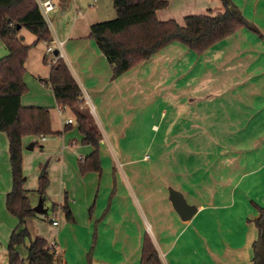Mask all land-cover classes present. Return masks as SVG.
Masks as SVG:
<instances>
[{
  "label": "crops",
  "instance_id": "0c3cea01",
  "mask_svg": "<svg viewBox=\"0 0 264 264\" xmlns=\"http://www.w3.org/2000/svg\"><path fill=\"white\" fill-rule=\"evenodd\" d=\"M51 1L49 27L53 41H62L59 57L82 90L79 107H90L102 135L101 172L79 170V159L93 147L82 141L73 112L56 103L46 84L47 42L39 41L24 62L23 81L34 92L30 101L24 102L22 95L21 104L46 107L53 132L22 138L24 188L33 207L39 198L35 180L46 170L44 214L66 200L74 220L62 219L59 209L58 225L36 213L21 228L32 239L41 237L54 247L56 264H88L89 253L90 264H141L146 226L162 264H252V244L258 237L254 220L259 216L253 204L264 207V37L242 27L199 54L173 41L112 79L109 62L89 36L90 25L103 21L102 15H110L111 9L96 10L98 0L84 11L80 0ZM231 1L248 18L259 22L264 18V0ZM192 4L184 2L185 13L200 6ZM163 10L156 11L158 19L172 17ZM52 19L57 25L62 22L64 37ZM19 34L25 44L35 39H27L22 28ZM7 53L0 40V57ZM156 102L181 120L176 132L182 137L180 148H191L195 160L177 163L174 182L165 179L151 195V182L146 180L150 165L138 166L129 154L133 148L125 144L132 141L134 104L145 110ZM167 113L168 109L161 111L164 117ZM113 173L115 193L104 213ZM11 184L8 138L0 131V264H8L7 240L19 222L5 205ZM130 184L138 191L139 202ZM170 189L197 206L190 219H181L174 210Z\"/></svg>",
  "mask_w": 264,
  "mask_h": 264
},
{
  "label": "trees",
  "instance_id": "16d2710c",
  "mask_svg": "<svg viewBox=\"0 0 264 264\" xmlns=\"http://www.w3.org/2000/svg\"><path fill=\"white\" fill-rule=\"evenodd\" d=\"M112 3L116 16L110 20L92 23L89 34L109 62L112 79L173 41H178L199 54L242 27L264 37V33L231 0H221L222 11L215 14H187L182 24L174 19L157 18L156 11L165 7L167 0H112ZM17 25H20L19 29ZM21 28L34 34L32 43L23 42V37L19 34ZM0 40L8 50L5 56L0 57V131L5 132L8 138L12 183L11 190L6 195L5 205L19 221L18 227L12 231L8 240V264H56L54 247L41 237L32 239L28 230L21 228L26 218L36 215L24 188L22 138L26 135L41 136L53 132L46 107L21 104V96L27 90L23 74L29 50L39 41L48 43L53 40L37 0H0ZM52 57L49 60L45 55L43 59L45 64L50 65L46 84L51 87L56 103L60 107L70 108L73 112L78 130L83 135L82 141L93 147L89 155L79 159V170L82 174L90 171L101 172V132L90 110L79 107L82 90L72 77L67 63L61 57L52 61ZM48 183V173L42 169L36 189L42 200L45 199ZM115 185L113 173V188L104 213L115 193ZM253 205L259 216L254 220L258 237L252 244V264H264V207ZM59 209L64 213L66 220H74L66 200L62 205L54 204L52 213ZM92 209L93 206L90 207V214ZM21 244L27 248L25 257H22L19 251ZM90 263L89 253L88 264ZM141 264H162L147 233L143 236Z\"/></svg>",
  "mask_w": 264,
  "mask_h": 264
},
{
  "label": "rangeland",
  "instance_id": "374dc122",
  "mask_svg": "<svg viewBox=\"0 0 264 264\" xmlns=\"http://www.w3.org/2000/svg\"><path fill=\"white\" fill-rule=\"evenodd\" d=\"M168 1L169 4L167 3L168 5L162 8L164 9L163 11H165L167 14L169 13L170 15H172V17L169 18H173L178 23L181 24L184 22V16L186 14H203V13L215 14L222 10L221 8L222 5L220 0H210L208 4L203 3V0H192V3L196 4V5L192 4L193 8L196 7L197 5L200 6L198 7V9H192V11L189 13H185L183 8L184 2L186 3L188 0H168ZM80 2H81L80 7L84 11L89 7V4L93 3V0H80ZM97 3L98 4H95L96 10L100 8L104 9L105 11H107V9L108 10L111 9L110 15L109 13L108 14L105 13L102 15L104 18L103 20H108V19L110 20L116 16V12L113 8L112 0H98ZM217 5H219V7H217ZM209 9L211 10V12H209ZM70 14L71 12L68 13L66 17L68 18ZM50 17L52 18V15H50ZM248 19L252 23H254L262 32H264V18H262L261 22L256 21L253 17H250ZM53 23L55 26L57 27L59 26L57 31H61L60 35L64 37L66 31L63 29L64 25L62 24V22L60 24L61 26L57 25L58 22L55 20H53ZM22 31L23 33H25L27 39L34 36L29 30L25 28H22ZM51 56L53 55L49 56V54L46 52V57L49 60L51 59ZM25 84L27 86V90L26 92L23 93L22 99L24 102L26 99L30 101V98L32 97V94L34 92L32 87H29V85L26 82ZM147 106L144 110L143 105L138 103L134 104L133 114H135V122L133 125L134 127L131 130H129V132L131 133L132 141L127 142L128 144L125 145L130 146V148L131 147L133 148V152L129 154H132V158L136 160V164L138 166H142V165L144 166L147 164L150 165V170L148 172V175L146 173V180L151 182L152 190L150 191V193L151 195H153L156 192H158V188L161 186V182L165 181V179L168 178L169 182L171 181L174 182L175 180L174 178L176 177L177 163H180L181 160H183L184 163L186 162L192 163V161L195 160V158L191 148L189 149L190 151L181 150L180 148L182 144V137L180 136L179 133L176 135V132H180L178 130L180 127L181 120L179 118L174 117V112L158 102L153 103L148 107ZM86 108H88L91 112L90 107H86ZM163 109L166 110L168 109V113L166 117H164V115L161 114V111ZM152 163L154 164V166ZM144 167H148V166H144ZM123 171L125 172V175H123V172H121V176L122 178H125V176H127L126 168H123ZM140 176L145 178V175L143 174H141ZM35 181L38 182L37 180ZM130 189L133 190L131 184H130ZM134 194L139 202L140 195L138 194V191L136 192L134 191ZM132 198L134 200L135 197H133L132 195ZM140 204H142V202ZM54 214L56 215L57 213ZM54 214L50 212V208H49L48 213L46 215L44 214L43 216L52 218ZM56 218H58V215H56ZM61 218L64 220L66 219L64 213L62 214ZM42 220L44 223L51 224V222L47 221V218L42 217ZM146 230L147 233L150 234V238H151L152 234L149 232V228H147V226H146ZM19 251L23 257L27 255V248L23 244L19 245Z\"/></svg>",
  "mask_w": 264,
  "mask_h": 264
},
{
  "label": "water",
  "instance_id": "95a60500",
  "mask_svg": "<svg viewBox=\"0 0 264 264\" xmlns=\"http://www.w3.org/2000/svg\"><path fill=\"white\" fill-rule=\"evenodd\" d=\"M20 28V25H17ZM54 55L58 54V50H54ZM32 144V142L30 143ZM169 199L171 201L172 207L178 213L179 217L183 220L190 219L197 211V206L194 204H189L183 195L175 189L169 190ZM36 213L44 214L47 209L43 206V200L41 197L38 198L37 203L32 207Z\"/></svg>",
  "mask_w": 264,
  "mask_h": 264
},
{
  "label": "built area",
  "instance_id": "2783aa9c",
  "mask_svg": "<svg viewBox=\"0 0 264 264\" xmlns=\"http://www.w3.org/2000/svg\"><path fill=\"white\" fill-rule=\"evenodd\" d=\"M40 10L42 12V14L44 15L48 25L51 27V22H50V18H49V13L50 11L53 9L54 4L52 3L51 0H37ZM62 45V41H50L47 43V47H46V52L48 54L53 55L52 57V61H54L57 57H59L60 55V46ZM57 49L58 50V54L54 55V50ZM44 138V137H43ZM58 219L56 218V215L54 214V216L52 217V223L54 225H58Z\"/></svg>",
  "mask_w": 264,
  "mask_h": 264
}]
</instances>
